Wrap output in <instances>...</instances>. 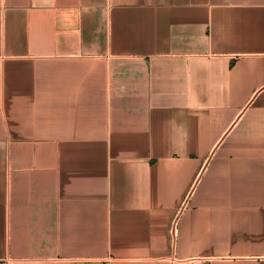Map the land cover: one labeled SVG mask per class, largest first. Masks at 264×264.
Returning a JSON list of instances; mask_svg holds the SVG:
<instances>
[{"label":"crops","instance_id":"1","mask_svg":"<svg viewBox=\"0 0 264 264\" xmlns=\"http://www.w3.org/2000/svg\"><path fill=\"white\" fill-rule=\"evenodd\" d=\"M264 264V0H0V260Z\"/></svg>","mask_w":264,"mask_h":264},{"label":"built area","instance_id":"2","mask_svg":"<svg viewBox=\"0 0 264 264\" xmlns=\"http://www.w3.org/2000/svg\"><path fill=\"white\" fill-rule=\"evenodd\" d=\"M191 261H178L176 259H172L171 260V263L170 264H189L191 263ZM0 264H17L16 261L14 259H11V258H5V259H2L0 260ZM101 264H108V262H103Z\"/></svg>","mask_w":264,"mask_h":264}]
</instances>
